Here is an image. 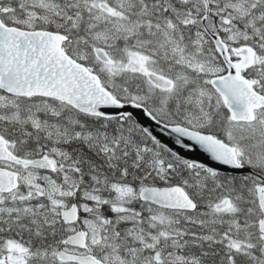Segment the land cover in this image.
<instances>
[{"label": "snow or ice", "instance_id": "1", "mask_svg": "<svg viewBox=\"0 0 264 264\" xmlns=\"http://www.w3.org/2000/svg\"><path fill=\"white\" fill-rule=\"evenodd\" d=\"M0 264H264V0H0Z\"/></svg>", "mask_w": 264, "mask_h": 264}]
</instances>
